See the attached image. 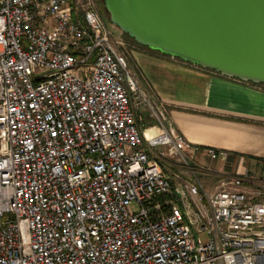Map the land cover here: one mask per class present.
<instances>
[{
	"label": "built area",
	"instance_id": "2783aa9c",
	"mask_svg": "<svg viewBox=\"0 0 264 264\" xmlns=\"http://www.w3.org/2000/svg\"><path fill=\"white\" fill-rule=\"evenodd\" d=\"M81 5L0 0V264H264L252 177L206 191L202 149L147 95L99 0Z\"/></svg>",
	"mask_w": 264,
	"mask_h": 264
},
{
	"label": "crops",
	"instance_id": "0c3cea01",
	"mask_svg": "<svg viewBox=\"0 0 264 264\" xmlns=\"http://www.w3.org/2000/svg\"><path fill=\"white\" fill-rule=\"evenodd\" d=\"M131 54V64L149 97L166 109L177 132L202 149L190 152L189 159L198 165L206 191L214 189L220 175L237 172L252 177L246 190L256 200H264V195H256L264 194V85L231 79L142 48L133 47ZM146 117L144 123L150 119ZM207 148L224 151L227 158L212 160L204 151Z\"/></svg>",
	"mask_w": 264,
	"mask_h": 264
},
{
	"label": "water",
	"instance_id": "95a60500",
	"mask_svg": "<svg viewBox=\"0 0 264 264\" xmlns=\"http://www.w3.org/2000/svg\"><path fill=\"white\" fill-rule=\"evenodd\" d=\"M109 23L149 51L264 85V0H102Z\"/></svg>",
	"mask_w": 264,
	"mask_h": 264
},
{
	"label": "rangeland",
	"instance_id": "374dc122",
	"mask_svg": "<svg viewBox=\"0 0 264 264\" xmlns=\"http://www.w3.org/2000/svg\"><path fill=\"white\" fill-rule=\"evenodd\" d=\"M72 1L75 2V3L77 2L79 8H82L81 0H72ZM98 8H99V12H100L102 18L106 21L107 26H108V28H109L111 34H112V39H113L114 41H119V40H121V41L124 43V47L122 48V51L127 55V58H128V61H129L130 66H131V69H132L133 73L135 74V77L137 78V80L140 82V84H141V86H142V83H141V81H140V78H139L138 74L135 72L134 67H133L132 64H131V58H132V54H131V53H132L133 47H137V48H140V47L136 46L134 43H132L131 41L127 40L126 37H125V36H124V35H123L118 29L114 28V27L109 23V21H108V16H107V14L105 13V11H104V9H103V6H102V4H101L100 2H99V6H98ZM147 95H148V94H147ZM148 96H149V95H148ZM137 114H138V115H141L142 118L146 119V118H147L146 116H147L149 113H148V111H144V110L139 109V110H137ZM145 114H147V115H145ZM148 119H149V118H148ZM146 121H147V120H146ZM157 123H158L157 121H153V120L149 119L148 122H145V123H144V128L147 129V128H149L150 126H152L153 128H156ZM192 162H193V161H192ZM163 166H164V168H165V171H166L167 173L171 174V175H172V174L176 171V169H177V168H176L177 166H175L174 163H172L171 161H166L165 163L163 162Z\"/></svg>",
	"mask_w": 264,
	"mask_h": 264
},
{
	"label": "trees",
	"instance_id": "16d2710c",
	"mask_svg": "<svg viewBox=\"0 0 264 264\" xmlns=\"http://www.w3.org/2000/svg\"><path fill=\"white\" fill-rule=\"evenodd\" d=\"M99 2L102 4V0H99ZM102 6H103V4H102ZM103 9H104V6H103ZM104 11H105V9H104ZM105 13H106V11H105ZM106 14H107V13H106ZM124 36L126 37L127 40L131 41V42L134 43L136 46H138V47H140V48H142V49H145V50H149V49L146 48V47H142V46L138 45L134 40H132L131 38H129L127 35H124Z\"/></svg>",
	"mask_w": 264,
	"mask_h": 264
}]
</instances>
